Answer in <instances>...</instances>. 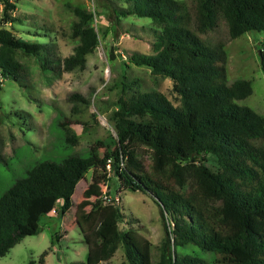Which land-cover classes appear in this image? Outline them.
Here are the masks:
<instances>
[{
	"label": "trees",
	"instance_id": "trees-1",
	"mask_svg": "<svg viewBox=\"0 0 264 264\" xmlns=\"http://www.w3.org/2000/svg\"><path fill=\"white\" fill-rule=\"evenodd\" d=\"M124 2L128 7L115 11L117 22L135 15L160 27L153 53H132L128 61L169 78L180 106L155 90L120 97L113 114L116 136L96 140L85 155L34 161L0 195V256L37 234L41 216L55 203L66 215L83 173L92 167L98 182L96 170L105 171L110 159L109 172L120 190L146 193L159 208L164 236L157 264H264V116L236 102L251 94V81L228 82L224 44H211L202 35L219 18L231 39L264 31V0ZM0 3L2 23L19 21L8 12L14 8L9 0ZM70 8L78 41L62 59L51 43L18 38L0 26L1 81L23 80L26 67L18 54L34 58L44 76L84 66L98 44L93 12ZM260 66L264 73L263 51ZM130 87L122 83V89ZM70 98L89 102L78 93ZM93 209L98 211L92 214L96 223L84 264H152L153 243L132 227L137 218H127L114 199L105 205L95 201ZM123 223L130 226L120 229ZM120 244L125 261L113 263ZM188 247L210 257L178 251ZM46 254L30 264H45Z\"/></svg>",
	"mask_w": 264,
	"mask_h": 264
},
{
	"label": "rangeland",
	"instance_id": "rangeland-1",
	"mask_svg": "<svg viewBox=\"0 0 264 264\" xmlns=\"http://www.w3.org/2000/svg\"><path fill=\"white\" fill-rule=\"evenodd\" d=\"M9 1L14 8L8 12L19 21L2 23L0 3V26L18 38L51 43L60 59L69 56L78 41L72 34L77 17L70 7L93 12L92 25L98 44L86 55L82 68L62 71L60 75L44 76L34 58L18 54L26 67L23 80H0V195L24 176L25 169L34 161L85 155L96 140L116 136L113 114L119 109L120 97L127 99L137 92L155 90L174 106H180L169 78L153 74L149 67L137 66L127 59L132 53H153L156 32L160 31L146 17L127 15L118 17L117 22L115 11L128 7L129 3L124 0ZM185 1L193 4V0ZM202 35L211 44H224L228 82L251 81V94L236 102L264 116V73L258 53L264 52V31L246 32L231 39L225 22L219 18L216 26ZM123 82L131 87L122 89ZM72 93L84 96L89 102L71 99ZM144 153L148 152L144 150ZM109 169L106 166L105 171L96 170L98 182L93 180L92 167L84 172L76 184L69 212L62 217L59 202L55 203L49 214L41 216L39 232L23 237L0 256V264L37 262L44 251H47L45 264H84L89 235L96 223L92 214L98 211L93 209V204L98 201L105 205L112 199H116L127 218H137L132 227L153 243L152 264H157L158 245L164 236L158 206L146 193L120 190L118 180L110 175ZM129 226L123 223L122 227ZM178 251L210 257L192 247ZM110 261H125L121 244Z\"/></svg>",
	"mask_w": 264,
	"mask_h": 264
},
{
	"label": "built area",
	"instance_id": "built-area-1",
	"mask_svg": "<svg viewBox=\"0 0 264 264\" xmlns=\"http://www.w3.org/2000/svg\"><path fill=\"white\" fill-rule=\"evenodd\" d=\"M106 166L107 167H110V159H107L106 160ZM106 198V197H105ZM113 201V199L111 200V201H109V202H112ZM114 201H115V203H116V199H114Z\"/></svg>",
	"mask_w": 264,
	"mask_h": 264
},
{
	"label": "water",
	"instance_id": "water-1",
	"mask_svg": "<svg viewBox=\"0 0 264 264\" xmlns=\"http://www.w3.org/2000/svg\"><path fill=\"white\" fill-rule=\"evenodd\" d=\"M261 52H262L261 50H259V51H258V53H259V56H260V59H261ZM122 226H123V224H120V225H119V228L121 229V228H122Z\"/></svg>",
	"mask_w": 264,
	"mask_h": 264
}]
</instances>
